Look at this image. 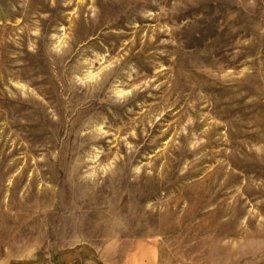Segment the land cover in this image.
<instances>
[{"label":"rangeland","instance_id":"374dc122","mask_svg":"<svg viewBox=\"0 0 264 264\" xmlns=\"http://www.w3.org/2000/svg\"><path fill=\"white\" fill-rule=\"evenodd\" d=\"M264 264V0H0V264Z\"/></svg>","mask_w":264,"mask_h":264},{"label":"crops","instance_id":"0c3cea01","mask_svg":"<svg viewBox=\"0 0 264 264\" xmlns=\"http://www.w3.org/2000/svg\"><path fill=\"white\" fill-rule=\"evenodd\" d=\"M152 264V263H151Z\"/></svg>","mask_w":264,"mask_h":264}]
</instances>
